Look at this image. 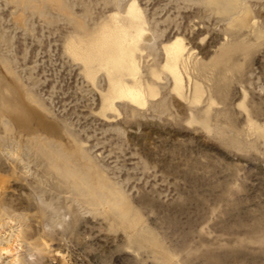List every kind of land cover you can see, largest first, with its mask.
Wrapping results in <instances>:
<instances>
[{
	"label": "rangeland",
	"instance_id": "obj_1",
	"mask_svg": "<svg viewBox=\"0 0 264 264\" xmlns=\"http://www.w3.org/2000/svg\"><path fill=\"white\" fill-rule=\"evenodd\" d=\"M60 2L65 14L44 0H0V99H13L2 89L11 85L57 126L56 140L85 150L167 258L132 247L112 216L75 205L30 135L15 124L7 134L4 117L0 231L13 236L21 226L26 237L12 242L14 254L31 255L32 264H264V0H136L153 35L140 57L142 78L156 94L142 106L118 102L114 112L101 109L105 74L87 78L65 41L92 33L131 0ZM240 9L248 11L244 27ZM177 36L192 53L183 96L161 69L163 45ZM15 144L24 159L12 157ZM6 256L0 262L11 264Z\"/></svg>",
	"mask_w": 264,
	"mask_h": 264
},
{
	"label": "bare ground",
	"instance_id": "obj_2",
	"mask_svg": "<svg viewBox=\"0 0 264 264\" xmlns=\"http://www.w3.org/2000/svg\"><path fill=\"white\" fill-rule=\"evenodd\" d=\"M44 1H46V4L52 3L53 5H55V8L63 14H65L64 8H68L64 7V4H66L65 2L64 4H62L63 2H60L63 0ZM125 7V11L121 12L123 14L118 11L115 13L113 12L105 21L101 22L95 29H93L92 33L87 34V32H84L83 35H71L65 41L66 52L69 54V56L72 57L73 60L81 62L83 71L87 78L94 81L98 72L102 71L105 74L107 79V86L104 91H101V109L104 112L116 111V104L123 101L133 106H142L147 102L148 96L152 97L156 94L154 84L149 83L148 81H143L140 64V57L143 55V49H145L146 45L151 44V41L153 40V37L151 36L153 35H150L151 32H149L148 28H146L147 21L144 19V14L142 13L143 11H141L140 7L137 5L136 0H131V2ZM240 11V17H238L236 21L238 25L244 27L248 24V11L243 9H240ZM163 53L164 62L161 66V69L163 71H166L171 77L173 83L172 91L179 96H183L185 81L182 70H187V64L192 53L189 51L181 36H177L171 41L169 40V42L165 43L163 45ZM150 74L155 78L158 77V73L154 69H151ZM7 85H9V83H7ZM10 86L11 85L6 86L2 89L3 91L9 92L13 99H11V101H3L0 99L2 101V104L0 105V119H4V117H7L9 119V126L5 129L6 133L8 134L9 132L11 134L12 128H14L12 127V124H15L21 129L22 132L30 135V140L33 142V148L43 158V160L47 162L52 172H54L56 176L60 178L59 181L64 184L66 193H68V195H71V200L73 203L75 202V205H86L98 214L112 216L109 223H116V225L121 226L123 230L126 231L128 242L130 245H132V247L142 250L149 248L153 253L160 256V260L164 261L167 258L165 252L166 250L163 248L160 242L156 240L153 234L144 233L143 230L139 231V225L140 222H142L141 218L136 212L131 211L127 199L122 196V192L109 185V183L107 182V178L105 177L103 172L90 161V158L84 152L85 150H82L81 147L77 148V144L76 147H68V144L65 145L62 143L63 141L60 142L56 140V137L59 138L57 126L47 121V119L42 116L35 108H33V106L31 107L28 103H26L22 99L21 95L19 96V92L16 88H11ZM198 91L199 88L197 85H195L194 93ZM27 98L32 104L37 105V102H35V99H33L31 95L28 94ZM103 115L105 117H108L106 116V113H103ZM42 136L44 137L42 138ZM28 140L29 139H27V141ZM74 141L76 142V140ZM16 147L17 145L10 151L12 157L15 156V159L20 153L18 152L19 150H15L17 149ZM22 156L23 155L21 154V157ZM23 159L19 161L22 162ZM11 163L13 164L14 161L11 160ZM37 163L41 164L42 162L37 160ZM39 164H37V166ZM0 188L4 187L0 186ZM35 200L34 202H36ZM43 204H45V201L42 203V205ZM48 204L49 203L46 202L45 206H47ZM70 205L71 204H69V206ZM73 205L74 204H72V206ZM72 206L70 208H72ZM47 207H45L44 210ZM57 208L60 210L61 207L57 206ZM91 209L88 211H91ZM15 211L14 213L16 214ZM41 212L43 214V209ZM57 213L58 212H56V214ZM4 217L6 218L8 216ZM18 218L15 219L11 217L10 219L11 221H16L19 220ZM22 219L24 220V217H22ZM7 222V225H9L10 223V225L8 226L9 229L12 228L13 230L14 227L11 226L12 223L10 222V220ZM19 222L21 221H18V223ZM0 227L2 228V226ZM20 227L21 226L18 227L19 230H16L14 228V230H16L17 232L14 233L13 236L12 234H10L8 237H5L6 233L4 231H0V257L3 258V255L10 256L9 258L11 259V264H32L33 259H30L31 255L29 256L28 254H26L28 256L23 257L24 255L19 252V254H22V260L20 261L18 255L14 254L16 248L15 250L13 249L15 246L12 247V242L15 241L16 243L19 236L21 237L22 241L24 238H26L25 234L24 238H22V228L20 229ZM6 232L9 233V231ZM4 242L5 245L3 244ZM25 243L23 242V244ZM20 247L22 248V246ZM0 260L2 261L1 258ZM2 262L0 263L2 264Z\"/></svg>",
	"mask_w": 264,
	"mask_h": 264
}]
</instances>
